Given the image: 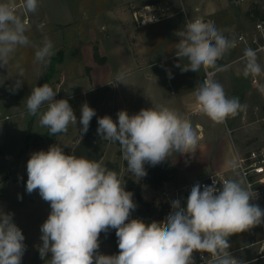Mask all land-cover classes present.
<instances>
[{
    "label": "clouds",
    "instance_id": "1",
    "mask_svg": "<svg viewBox=\"0 0 264 264\" xmlns=\"http://www.w3.org/2000/svg\"><path fill=\"white\" fill-rule=\"evenodd\" d=\"M19 7L35 13L39 0H22ZM17 9L16 0H0V67L8 66L18 47L31 44L26 35L27 21ZM152 11L151 6H145V24L156 21L155 16L145 14ZM178 35L176 55L189 61L183 71H222L224 66L217 62L235 46L200 18L189 20ZM52 55L53 43L45 38L35 52V60L48 63ZM245 57L244 74H260L255 51L246 49ZM17 68L18 76L23 77V69L18 64ZM168 75L171 78L170 71ZM208 75L195 91V103L199 112L214 124H223L246 106L236 97L229 98L223 86L210 78L211 73ZM127 76L126 71H119L113 84H124ZM21 85L18 79L12 91ZM56 95L44 83L33 88L26 98L28 113H39L40 125L53 136L66 133L69 124L77 125L68 100H57ZM45 104L47 108L41 112ZM80 111V133L86 134L96 110L84 102ZM97 123V134L103 140L119 143L129 173L138 180L147 175L146 164L156 166L173 153H194L199 142L197 128L190 120L166 106H152L132 115L120 110L117 120L105 115L98 117ZM237 167L229 162L227 168L233 171L234 178L224 179L219 186L215 180L211 185L197 182L191 187L186 204L182 206L180 199L173 200L163 221L145 222L130 218L137 207L134 194L126 191L118 173L102 162L65 154L58 144L47 151L33 152L26 165V192L38 191L50 205V213L40 227V257L45 259L51 254L46 264H195L193 254L199 252L211 254L214 264H247L229 252V238L264 224V210L252 203L257 194L253 195L251 186H246L245 179L236 172ZM113 229L119 251L102 254L100 235ZM24 240L13 214L0 210V264H21L26 251Z\"/></svg>",
    "mask_w": 264,
    "mask_h": 264
},
{
    "label": "rangeland",
    "instance_id": "2",
    "mask_svg": "<svg viewBox=\"0 0 264 264\" xmlns=\"http://www.w3.org/2000/svg\"><path fill=\"white\" fill-rule=\"evenodd\" d=\"M21 2L22 0H16L17 11L27 21L28 31L26 35L29 37L31 44L26 47H18L10 56L8 66L0 67V170L4 169L2 171L3 174L0 173L2 177L0 178V196L2 194H12L8 201L1 204V207H3V212L13 214L14 223L22 230L25 237L26 251L22 257L21 264H46V260L51 258V254L49 253L45 259H41L38 249L42 245L40 227L50 213V205L40 197L38 191H34L31 194L26 192V165L30 155L40 150L47 151L50 146L56 144L63 148L65 154L70 153L77 143V138L84 135L80 133L82 126L79 123L82 104L87 102L90 107L95 109L94 102L88 98V93H92L94 98L96 97L100 117L109 115L115 121L120 110H126L132 115L144 109L136 108L138 101L143 99V95H148L147 97L151 101L149 105L157 107L159 105L158 102L178 98L183 91H188L189 89L190 91H196L204 81L205 72L203 68L199 72L191 70L175 72L172 70L173 68L187 67L189 61L187 58L180 59L177 56L171 59L167 56L168 49H170V40L175 42V40L180 39L178 34L171 36L169 31L173 30L175 33L184 31L187 23L186 15L193 19L194 11L188 5H185L186 12L182 10L176 17L167 20L168 22L163 21L164 23L138 26L139 23L135 17L138 12H134L133 18L131 16L133 10H128V8L124 11L122 10V14L117 17H115L116 12L110 11L114 15L113 17H110L111 15L108 17L107 14H111L110 12L96 13L97 10L78 11L74 9L77 8V5L71 8L65 0H63L62 6L51 0H46L45 6L47 9H37L35 13H28L22 7H19ZM252 2H260L264 5V0H244L239 5L243 9ZM96 3L103 5L105 2L104 0H97ZM39 5H42L41 1ZM172 5L174 7L175 5H180V0H174ZM235 5L234 7L241 11L239 5ZM46 10L61 21L49 20ZM222 16L223 21L221 20L222 23L221 21L219 22L217 30L230 38L232 33L240 29L244 23L243 21L234 20L235 24H231L226 15L223 14ZM70 19H73V22ZM87 19L93 20L90 22ZM65 21L68 24H64ZM69 21H71L70 24ZM93 21L96 22L94 27L90 26ZM57 22L62 23L56 25ZM102 23H105L104 27L102 26L103 28L100 26ZM132 24L135 33L130 32ZM169 24H173V26ZM248 24L250 23L247 22L245 25ZM40 25H43V27L41 28ZM94 29L98 32L97 34L95 31V35L101 41L100 43L103 46L105 45L107 49L106 52H108L111 64L109 68H113L110 69V72L107 67L100 66L99 69L95 68L93 72L94 83L102 79L107 81L112 78V82L99 85L97 87L98 91L95 88H90L93 85L91 78L92 68H87L94 59L93 45L95 43L99 45V41H95L96 39L90 33ZM139 34L142 36L144 34L146 36L148 34L152 35L156 40L154 44L157 48H154V51L151 52L145 51L146 54L140 56L139 46L135 43V36ZM102 35H104L103 38ZM45 38L52 41L54 55L51 56L48 63H40L35 60V52L43 45ZM149 60L152 62H148ZM149 63L152 64L149 65ZM17 64L23 69V77L18 76L19 68H17ZM177 64L180 67H177ZM240 64H230L227 69L219 71L213 80L223 86L229 98H238L240 103L245 105L246 108L235 117H229L223 124H214L212 121L209 124L212 126L215 136L218 138L225 136L226 141H229L232 148L231 138L236 140L237 132L239 135H243L241 144L246 142L243 145L244 148L242 147L243 151L249 143L264 135V98H262L261 92L250 88L249 85L248 88H240L238 85L240 82L238 81L236 82L237 87L233 84L231 85V74L236 72L233 67L240 69L243 66ZM166 68H169L172 74L170 81H167L164 73ZM138 69L141 70L136 72ZM119 71H126L128 76L123 82L124 84L114 85V78ZM49 72L52 75L50 74V77L47 78V73L49 74ZM148 72H153L154 75V80L152 79L150 83L145 80L148 77ZM44 75H46V79ZM107 75L109 76L107 77ZM18 79L21 80L22 85L17 91L13 92L12 88ZM169 82L171 85H167ZM44 83L49 84L57 92L55 99L68 100L77 117V125L69 124L67 132L57 134L53 141H49V137L46 136L39 137L43 136L47 128L40 125L39 113L36 116H32L26 108V98L31 94L32 89L36 86H42ZM254 106H258L257 112L254 111ZM46 108L47 104L42 106L41 112L46 110ZM189 120L194 128H197V122L201 123L203 121L200 113L191 116ZM229 129L233 131L230 133ZM198 132L199 129L197 128ZM202 132L204 133V129ZM23 133H25L24 136H22ZM97 147L99 150L106 152L101 161L104 166H106L105 162L108 159L119 166V176L121 181L125 183L126 191H129L126 186L127 178H131L134 182H143L144 177L138 180L129 173L123 155L118 153L120 148L118 142L104 140ZM5 152H9L8 156H4ZM11 152L12 154H10ZM188 156L185 154L181 158L187 159ZM224 157H227V152ZM233 157L236 162V154L231 155V153L228 156V162H231ZM182 167L183 170H187V166L183 165ZM7 174L11 176V186L4 187V176ZM166 184L167 182L163 183L157 190L143 182L142 191L144 198L158 204L160 202L159 191ZM166 186L168 190L171 189V186ZM16 191L18 194L15 193ZM130 218H140L145 222L160 221L156 215L144 217L138 215L136 210ZM165 218L164 216L162 221ZM263 237L264 233L261 225L246 232L233 235L229 238L231 245L229 252L239 260L251 259L257 256L256 253L259 247V243L254 241ZM99 251L102 254H117L119 249L116 235L113 238L100 237ZM247 264H264V259L250 260Z\"/></svg>",
    "mask_w": 264,
    "mask_h": 264
},
{
    "label": "crops",
    "instance_id": "3",
    "mask_svg": "<svg viewBox=\"0 0 264 264\" xmlns=\"http://www.w3.org/2000/svg\"><path fill=\"white\" fill-rule=\"evenodd\" d=\"M40 1L42 2V5H39L38 10L39 9L43 10L44 8L47 9V7L45 6L46 0H39V2ZM51 1L57 3V5H60V6H62V3H63V0H51ZM65 1L68 3L69 6H71V8H73L74 5H77V8H74V9H76L78 11L79 10L80 11L97 10L96 13L97 12L109 13L111 11V12L117 13V14H115V17L119 16V14H122L121 13L122 10L124 11L125 9L128 8V10L129 9L133 10V14L131 16H133V18H134V12H140V11L144 10L145 6H151L152 9L159 10V11L161 9H163L165 13L168 12L167 15L164 16L161 21L156 22V23H150L149 25H154V24L161 23L163 21L170 20L173 17H176L177 14L181 13L182 10L184 12H186L185 11V5H188V6H190L191 9H193L194 15H193V19H190L186 15L187 22L189 20H194L196 18H200L203 21L213 25L217 29L219 22L223 19V16H222L223 14L228 17L229 22L231 24H235L234 20L235 21L239 20V22L243 21L244 24L240 27V29L235 30L232 33V35L230 36L229 39L231 41L235 37V34L238 31L242 30L244 25L247 24V22H250L249 20L245 19V16H244V13H245V11L249 5L242 9L239 4H241L243 1H238V0H228V2H226V0H180V5H175V7L172 5L174 3V0H104L105 3L103 5L98 4L99 2L96 3L97 0H96V2H94L95 0H85V1L84 0H65ZM18 4L20 5V3H18ZM235 4L239 5V7L241 8V11H240V9L237 10V8L234 7V6H236ZM172 9H173V12H172ZM47 12L49 15L48 16L49 20L61 21V20L56 19L54 16H52L49 13V11H47ZM107 15H108V17H109V15H111L110 17H113L114 14L112 15V13H111V14H107ZM70 20L73 22V19H70ZM87 20H89V19H87ZM92 20H89V21L91 22ZM71 21H69V24ZM222 21H221V23H222ZM61 23L57 22L56 25L61 24ZM66 23L68 24L67 21L64 22V24H66ZM95 23L96 22L93 21L90 26L94 27ZM104 25H105V23H102L100 26L104 27ZM169 25L173 26V24H169ZM138 26H139V24H138ZM95 31H96L95 29L90 31V33H92L91 36L94 37V39H96L95 41H99V45H97V46L99 48L100 54L102 56L106 57V61L103 64H99V63L95 62L94 59H93L92 63L89 64V67L92 68L91 78H92V83H93V85L90 88H92V89L95 88L97 90L98 89L97 87L99 85H104L105 83L112 82V78L108 79L107 81H106V79L105 80L102 79L100 81H95V83H94L93 72H94L95 68L99 69L100 66L101 67H107L109 72L111 71L110 69H113V68H109L111 64H110V57L108 55V52H106L107 49H106L105 45L103 46V44L100 43L101 41L95 35ZM130 32L135 33L133 24H132V28H131ZM96 33L98 34L97 31H96ZM100 33H101V31H100ZM100 33H99V35H100ZM169 34L171 36H173L174 34L177 35L178 33H175L173 30H170ZM103 37H104V35H102V38ZM155 41H156L155 38L150 34H148L147 36H146V34H144V36H142L141 34L136 35L135 36V43L137 44V46H139V49H140L139 55L140 56L145 55L146 54L145 51H149V52L154 51V48L155 49L157 48L156 45L154 44ZM178 42H179V40H175V42H174V40H170V42H169L170 49H168V55L167 56L171 59L174 57H177L176 51H177V43ZM95 44H97V43H95ZM237 55H238V50L231 48L229 51H227L224 54L223 58L221 60H219L217 63H218V65L225 66L224 69L225 68L227 69V67L230 64L241 63L240 65L241 66L243 65V66L240 69L233 67V68H235L236 72H233L234 74L233 73L231 74V76H232L231 77L232 78L231 79V85L233 84L235 87H237L236 82L238 81V82H240L238 84L240 88H244V87L248 88V85H249L250 88L256 89L251 84L249 74L247 76L244 74L247 60H240L238 62H233V60L236 58ZM148 62H152V61L149 60ZM151 64L152 63H149V65H151ZM140 70L141 69H138L136 72H139ZM172 70H174L175 72H178V71L181 72L182 68H173ZM168 71H169V68L164 69V73H165V76L167 78V81H170L171 78H169V75H168L169 72ZM217 73L218 72H216L215 75ZM108 76L109 75H107V77ZM147 76L148 77L145 78V80L147 83H150V81L154 78L153 72H148ZM168 84L171 85L170 82L167 83V85ZM148 92H149V89H148ZM194 92H195V90L190 91V89L188 91H183L180 97L160 101V102H158L159 103L158 106H166V107H169L171 109H174V110L178 111L179 113H181L182 115H184L186 118L190 119L191 116H194L195 114L198 115L200 113L199 109L195 103ZM88 95H89L88 98L94 102V106H95V110H96V114H97L96 118H98V117H100L98 101H97L96 97L94 98L92 93H88ZM147 96L148 95H143V99L138 101L136 108L147 109V108L152 107V105H149V104H151V101L148 99ZM255 107L256 106H254V108ZM201 115H202L203 121L201 123H198V122L196 123V125L198 126L197 128L199 129V132H198L199 142H198V146H197L196 151L194 153L187 154V155H189L187 157V159L181 158V155H178L176 153H173L169 158H167L177 167V174L175 175V177L172 180L168 181L166 184V185H168V187L171 186L170 187L171 189L182 187V186H184V185H186V184H188V183H190V182H192L198 178L206 176L209 173L224 172L225 174L230 175L231 177L234 176L233 171L227 168V164L229 163L228 162V160H229L228 156L230 153L232 155V154H236L237 150H242L243 145L246 143V142H244V144H243V142H242V144H241V141H242L241 139H242L243 135H239L237 132V134H236L237 139L234 140L233 138H231V141L233 143V148H234L233 149L232 146H230L229 141H226L225 136H222L220 138L215 136V133H213L212 126L209 124V122H211V120L208 117H206L205 115H203V114H201ZM203 129H204V133L202 132ZM24 134L25 133H23L22 136H24ZM262 136H260V138H258L257 140L262 139ZM257 140H255V141H257ZM101 151L103 152L102 158H104L106 152L104 150H101ZM226 152H227V157H224L226 155ZM8 154H9V152L8 153L5 152L4 156H8ZM10 154H12V152ZM102 158H101L100 162L102 161ZM107 161H112V160L108 159ZM106 162H105V165H106ZM231 162L235 163L234 157H233ZM183 165L187 166L186 171L183 170V167H182ZM3 170L4 169L0 170L1 174H3L2 173ZM4 177H5V181L3 182L4 187L11 186V184H10L11 176L7 174ZM192 177H193V179H192ZM0 178H2V177L0 176ZM166 185H164L163 188L167 189ZM15 193L18 194L17 191ZM11 195L12 194L8 193V194H2L0 196V207L2 206L1 204L3 202L8 201V198ZM2 209H3V207H1V210ZM260 240H261V238L258 239L257 241H254V242L259 243ZM257 253H258V249H257ZM255 258H256V256L252 257L251 259L245 260V262H248L250 260H254Z\"/></svg>",
    "mask_w": 264,
    "mask_h": 264
},
{
    "label": "built area",
    "instance_id": "4",
    "mask_svg": "<svg viewBox=\"0 0 264 264\" xmlns=\"http://www.w3.org/2000/svg\"><path fill=\"white\" fill-rule=\"evenodd\" d=\"M145 14L156 17V21L150 23L159 22L163 19L164 16L167 15L163 9H161L160 11L153 9L151 13ZM143 16L144 10L135 14L136 20L139 25H145V23L143 22ZM249 23L250 24L245 25L242 30L238 31L235 34V37L232 39V42L235 45L232 48L238 50V55L233 60V62L246 60V49L251 48L255 51L257 63L260 65L262 71L258 75L249 74V78L251 80L252 86L259 92H261L262 98H264V20L255 18ZM204 72L205 80L209 78V73L212 74L210 78L213 79L217 71H215V69H208L207 71L204 70ZM257 110L258 106L254 108L255 112H257ZM232 131V129H229L230 133ZM235 164L238 165L236 172L240 177H243L245 179L246 186L250 185L253 189V195H255V193L257 194L252 203L258 204L260 208L264 210V135L262 136V139L253 141L248 144V146H246L243 151L237 150ZM227 178H234V176L231 177L224 172L209 173L206 176L198 178L182 187L173 188L170 190L165 188L161 189L159 191L160 202L169 205L168 211L164 216L166 217L171 211V201L180 199L182 202V206L186 204V200L190 193L191 187L195 183L198 182L201 185H211L213 180H215L218 184L217 186H219L220 184H222L223 180ZM261 227L264 233V224H261ZM193 256L195 264H214L211 254L195 252ZM262 259H264V237L259 241L258 253L254 260Z\"/></svg>",
    "mask_w": 264,
    "mask_h": 264
},
{
    "label": "trees",
    "instance_id": "5",
    "mask_svg": "<svg viewBox=\"0 0 264 264\" xmlns=\"http://www.w3.org/2000/svg\"><path fill=\"white\" fill-rule=\"evenodd\" d=\"M244 16L245 19L249 21L255 18H260L264 20V5L260 2H252L246 9ZM93 58L99 64H103L106 61V57L100 54L97 44L93 45ZM87 68L90 69L89 66ZM50 74V72L49 74L47 73V78L50 77ZM44 78L46 79V75H44ZM97 127V118L93 117L90 122L88 132L82 137L77 138V143L74 145L69 154H74L77 157L83 156L92 160L100 161L103 157V152L99 150L97 146L104 140L101 139V137L97 134ZM48 131L49 130L47 129L44 132L43 136L39 137L42 138L46 136L49 137V141H53L56 136L49 135ZM118 153L122 154L121 148L118 149ZM125 164L127 165L126 160ZM106 167L110 170L116 171L119 175L120 168L116 163L107 161ZM145 169L147 171V175L144 177L143 182L152 187L153 189L157 190L163 185V183L172 180L177 174V167L169 159H166L164 162L156 166L146 164ZM143 182H134L131 178L126 179V186L128 190L133 192L134 194L133 200L136 201L137 205L135 209L136 213L144 217L156 215L157 218L162 221L164 215L168 211L169 205L162 202L155 204L154 202L145 199L142 191ZM114 236V229L110 230L107 234L101 233L100 235V237L109 238H113Z\"/></svg>",
    "mask_w": 264,
    "mask_h": 264
},
{
    "label": "water",
    "instance_id": "6",
    "mask_svg": "<svg viewBox=\"0 0 264 264\" xmlns=\"http://www.w3.org/2000/svg\"><path fill=\"white\" fill-rule=\"evenodd\" d=\"M136 203V201H134Z\"/></svg>",
    "mask_w": 264,
    "mask_h": 264
}]
</instances>
